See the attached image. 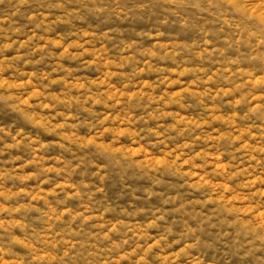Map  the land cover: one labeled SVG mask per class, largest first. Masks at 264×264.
Returning a JSON list of instances; mask_svg holds the SVG:
<instances>
[{"label":"clouds","instance_id":"1","mask_svg":"<svg viewBox=\"0 0 264 264\" xmlns=\"http://www.w3.org/2000/svg\"><path fill=\"white\" fill-rule=\"evenodd\" d=\"M0 264H264V0H0Z\"/></svg>","mask_w":264,"mask_h":264}]
</instances>
